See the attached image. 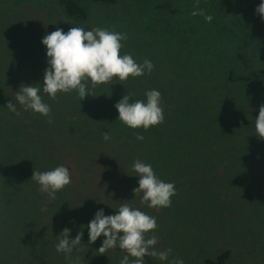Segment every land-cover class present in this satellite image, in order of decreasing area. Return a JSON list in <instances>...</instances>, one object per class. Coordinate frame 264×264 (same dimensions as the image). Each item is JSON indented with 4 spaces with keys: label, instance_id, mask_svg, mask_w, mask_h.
I'll return each mask as SVG.
<instances>
[{
    "label": "trees",
    "instance_id": "trees-1",
    "mask_svg": "<svg viewBox=\"0 0 264 264\" xmlns=\"http://www.w3.org/2000/svg\"><path fill=\"white\" fill-rule=\"evenodd\" d=\"M119 1L57 3L65 19L86 24L90 3L116 6ZM261 2L199 0V7L213 16L208 23L191 15L197 0H161L157 21L122 19L116 12L121 30L112 25L115 17L102 24L127 33L121 43L137 63L148 59L154 65L150 74L123 82L114 78L105 85L120 96L133 93L130 102H146L148 90L161 93L164 122L147 131L118 120L117 101L97 99L44 101L52 109L50 124L48 117L25 111L15 99L21 84L33 85L29 80L36 72L0 67V264L26 259L35 243L55 246L64 228L70 229L69 239L73 232L88 231L100 209L105 215L116 212L128 195L121 191L122 179L139 178L132 169L137 159L150 164L165 182L171 172L175 179L197 182L202 164L217 152L233 159L232 117L264 104V20L255 11ZM160 20L170 25L169 33L158 27ZM140 30L148 34L145 39ZM10 101L20 115L6 108ZM104 132L110 140H104ZM136 133L144 139L137 140ZM187 152L193 155L185 159ZM188 164L194 172L178 171ZM60 165L69 169L71 183L49 202L31 180L33 169L44 172ZM45 204L47 210L41 211ZM229 255L223 251L204 264H226Z\"/></svg>",
    "mask_w": 264,
    "mask_h": 264
},
{
    "label": "rangeland",
    "instance_id": "rangeland-1",
    "mask_svg": "<svg viewBox=\"0 0 264 264\" xmlns=\"http://www.w3.org/2000/svg\"><path fill=\"white\" fill-rule=\"evenodd\" d=\"M142 1L144 4L137 0H120L116 6L90 3L91 18L86 24H76V21L64 18L57 0H0V67L36 72L29 81L41 88L40 95L44 101L80 100L75 91L58 93L56 100L43 93V76L48 67L43 37L57 27L64 32L73 26L85 30L108 28L102 24H111L113 17L112 25L121 30L116 12L122 19L140 16L142 22L157 21L155 15H160L161 0ZM158 27L165 33L170 31V25L165 21L160 20ZM139 33L142 39L148 36L142 30ZM120 52L121 55L128 54L125 47ZM105 85H98L93 91L100 93L86 95L84 100L119 102L125 95L115 94L116 90ZM261 91L264 93L263 85ZM256 105L258 111L248 106L246 115L232 117L236 146L230 153L233 159L229 161V153L217 152L210 161L202 164L197 182L175 179L171 172L166 182L174 183L176 195L171 197L170 207L149 208L142 204L143 193H133V189L139 187V178L122 179L121 191L128 192V195L122 197L121 204L129 203L154 216L158 225L154 233L158 237L156 249H171L168 261L146 256L145 264H169L173 258L182 259L184 264H204L206 258H215L226 250L230 251L226 264H264V139L255 131V119L262 103ZM192 155V152H187L184 158ZM198 170L196 166V172ZM178 171L189 173L195 168L188 164L187 168H179ZM69 190H73L72 187ZM107 211L108 215L116 214L115 211ZM82 232L81 243L73 249L71 261L65 258L64 253H58L55 246L44 248L35 243L29 247L26 259L18 258L13 260V264H120L126 255L124 251L117 247L101 255L97 250L102 245V235L94 243H89L88 231ZM77 233L73 232L70 239H74Z\"/></svg>",
    "mask_w": 264,
    "mask_h": 264
},
{
    "label": "clouds",
    "instance_id": "clouds-1",
    "mask_svg": "<svg viewBox=\"0 0 264 264\" xmlns=\"http://www.w3.org/2000/svg\"><path fill=\"white\" fill-rule=\"evenodd\" d=\"M255 11L264 20V0ZM191 15L203 16L208 23L213 20L212 15L199 7V0ZM127 39V33L117 32L114 27L113 30L102 27L85 30L83 27L73 26L67 32L57 27L55 31L47 33L42 39L48 57V67L43 76V93L56 100L58 93L67 94L75 91L81 101L86 95L95 96L93 90L98 85L110 83L114 78L123 82L129 77L143 76L145 72L150 74L154 68L150 60L144 59L141 64L137 63L131 54L121 55L120 50L123 47L121 41ZM89 81L91 88L88 87ZM40 92V87L21 84L16 91L15 99L25 111L31 110L48 117V123L51 124L53 122L50 115L51 106L44 102ZM132 95L134 94L127 93L114 105L119 114L118 120L132 129L142 127L145 131L164 122L161 93L158 90L146 91V102L143 100L130 102ZM6 108L20 115L12 101L7 103ZM255 131L264 139V104L260 106L259 115L255 119ZM135 136L137 140L144 139L140 133H136ZM103 138L105 141L110 140V133L104 132ZM132 169L139 177V187L134 188L133 193L135 195L143 193L142 204H147L149 208L171 206V197L176 195L174 183L161 180L150 164L139 159L133 162ZM31 180L39 186L40 193L47 194L51 202L56 198L58 191L71 183V173L63 165L44 172L33 169ZM46 210L47 204L41 208V211ZM157 227L154 216L132 207L129 203L120 204L114 215H105L103 209L98 210L87 225L89 243H94L101 235L104 236L102 245L97 250L101 255L117 247L126 253L120 264H145L146 256L168 261L171 249L158 250L155 247L158 243V237L154 234ZM150 232L153 234L148 236ZM69 233L68 228L62 230L55 248L71 261V253L81 243L83 232H78L74 239H69ZM169 264L184 262L182 259L173 258Z\"/></svg>",
    "mask_w": 264,
    "mask_h": 264
}]
</instances>
